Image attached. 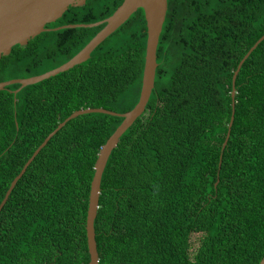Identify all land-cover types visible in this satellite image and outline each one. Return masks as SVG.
<instances>
[{
  "label": "trees",
  "instance_id": "16d2710c",
  "mask_svg": "<svg viewBox=\"0 0 264 264\" xmlns=\"http://www.w3.org/2000/svg\"><path fill=\"white\" fill-rule=\"evenodd\" d=\"M123 0H86L47 28L106 19ZM44 31L0 59V82L43 74L102 28ZM264 0H168L155 86L101 180L98 264H260L264 257ZM139 8L71 69L0 90V203L27 160L74 111L124 113L146 54ZM123 118L86 113L40 150L0 210V264H88L94 165ZM221 157V165L219 167ZM196 236V245L192 237Z\"/></svg>",
  "mask_w": 264,
  "mask_h": 264
},
{
  "label": "water",
  "instance_id": "95a60500",
  "mask_svg": "<svg viewBox=\"0 0 264 264\" xmlns=\"http://www.w3.org/2000/svg\"><path fill=\"white\" fill-rule=\"evenodd\" d=\"M86 0H0V59L2 56L8 55L12 47L28 44L29 40L36 37L44 31L59 30L64 28L76 27H96L104 24L103 28L72 58L57 68L49 70L43 74L27 77L15 78L0 82V90L5 89L12 84H20L14 91L18 93L24 87L32 85L55 76L61 72L67 71L75 65L87 61L95 48L100 45L108 36L114 33L120 26H122L139 8L144 10L147 31L146 54L142 77V87L140 97L137 104L129 111L118 113L116 111L107 110L102 107L85 108L74 111L63 122L59 123L55 130H53L39 145L32 156L27 160L20 173L13 179L9 189L2 202L0 203V210L7 202L9 195L16 186L19 179L26 172L28 166L34 160L40 150L47 144L51 137L60 130L69 120L86 113H104L123 118L121 124L116 128L113 134L108 138L106 143L101 147L97 160L94 165V176L91 181L89 202L86 218V234L87 246L90 254V261L88 264H98L99 254L97 250V242L95 235L94 222L99 208V197L101 192V180L105 170L106 164L110 157L112 150L117 146L120 137L124 132L132 126L135 120L143 114L147 103L151 96L152 90L155 86V76L157 63V47L159 37L162 32V27L165 21L168 0H123L122 4L114 11L112 15L104 20L94 23H78L67 24L56 28H47L48 23L55 22L57 19L68 10L70 6H83ZM264 40V34L254 43L248 50L245 56L239 62L232 78V115L229 122V129L226 139L221 149V153L227 144L230 136V130L234 120V97H235V81L237 74L251 52ZM221 165V157L219 167ZM260 264H264V257Z\"/></svg>",
  "mask_w": 264,
  "mask_h": 264
},
{
  "label": "rangeland",
  "instance_id": "374dc122",
  "mask_svg": "<svg viewBox=\"0 0 264 264\" xmlns=\"http://www.w3.org/2000/svg\"><path fill=\"white\" fill-rule=\"evenodd\" d=\"M192 239H193L194 244L196 245V236L194 235V236L192 237Z\"/></svg>",
  "mask_w": 264,
  "mask_h": 264
},
{
  "label": "flooded vegetation",
  "instance_id": "af4514ba",
  "mask_svg": "<svg viewBox=\"0 0 264 264\" xmlns=\"http://www.w3.org/2000/svg\"><path fill=\"white\" fill-rule=\"evenodd\" d=\"M6 195V194H5Z\"/></svg>",
  "mask_w": 264,
  "mask_h": 264
}]
</instances>
